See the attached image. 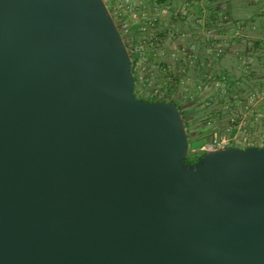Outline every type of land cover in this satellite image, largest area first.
Segmentation results:
<instances>
[{
  "label": "water",
  "instance_id": "1",
  "mask_svg": "<svg viewBox=\"0 0 264 264\" xmlns=\"http://www.w3.org/2000/svg\"><path fill=\"white\" fill-rule=\"evenodd\" d=\"M104 0H0V264H264V147L187 163Z\"/></svg>",
  "mask_w": 264,
  "mask_h": 264
},
{
  "label": "built area",
  "instance_id": "2",
  "mask_svg": "<svg viewBox=\"0 0 264 264\" xmlns=\"http://www.w3.org/2000/svg\"><path fill=\"white\" fill-rule=\"evenodd\" d=\"M104 1L131 56L135 88L147 101L180 107L205 101L226 122L193 157L233 146L264 147V3L262 35H255L226 14L213 26L211 0ZM234 42L236 75L222 65Z\"/></svg>",
  "mask_w": 264,
  "mask_h": 264
},
{
  "label": "crops",
  "instance_id": "3",
  "mask_svg": "<svg viewBox=\"0 0 264 264\" xmlns=\"http://www.w3.org/2000/svg\"><path fill=\"white\" fill-rule=\"evenodd\" d=\"M218 3L219 2H216V0H211V4L208 7L213 26H219V24L222 23V15L226 14L233 20L244 21L253 34L262 35L261 32L263 28L259 22V14L264 0H222L221 5ZM182 28L185 29L187 27L182 25L181 29ZM200 44L203 45L202 42H200ZM238 46V42H234L228 50L230 54L222 61L223 68L227 69L228 72L233 75H236L238 72L236 69V56L234 52V49ZM209 119V122L206 123L208 125L200 128L196 134L197 137H201L205 133H209V135L202 137L204 138L202 141L205 142H208L211 137L217 133V130H221L226 124L221 116L215 114H210Z\"/></svg>",
  "mask_w": 264,
  "mask_h": 264
},
{
  "label": "rangeland",
  "instance_id": "4",
  "mask_svg": "<svg viewBox=\"0 0 264 264\" xmlns=\"http://www.w3.org/2000/svg\"><path fill=\"white\" fill-rule=\"evenodd\" d=\"M222 0H216V2H219L218 4L221 5ZM135 94L138 98L147 101L145 97L140 94L136 88H135ZM179 109V108H178ZM181 111L183 113V118L188 123V131L191 136V146H190V151L188 158L190 162H195L197 159L192 156V153L195 149L202 147L205 145L207 142L202 141L206 135H209V133H205L201 137H197L196 134L198 133V130L202 128L203 126H206L207 122H209V115L212 113L208 109V106H206V102L203 101L202 103H193L190 102L188 105H184L181 107ZM208 116V117H207ZM211 125V124H209ZM201 141V142H200ZM200 142V143H199Z\"/></svg>",
  "mask_w": 264,
  "mask_h": 264
},
{
  "label": "trees",
  "instance_id": "5",
  "mask_svg": "<svg viewBox=\"0 0 264 264\" xmlns=\"http://www.w3.org/2000/svg\"><path fill=\"white\" fill-rule=\"evenodd\" d=\"M133 72V75L135 76V80L137 79L136 78V75H135V73H134V71H132ZM153 101H155V100H150V101H147V102H153ZM165 102H168V101H165ZM177 105V107L179 108V111H180V113H181V115H182V117H183V113H182V111H181V107L178 105V104H176ZM185 126H186V129H187V132H188V135H189V138H190V142H191V136H190V134H189V131H188V127H189V125H188V123H186V121H185ZM192 143V142H191ZM197 159V158H196ZM187 163H190V161H189V159H187Z\"/></svg>",
  "mask_w": 264,
  "mask_h": 264
},
{
  "label": "flooded vegetation",
  "instance_id": "6",
  "mask_svg": "<svg viewBox=\"0 0 264 264\" xmlns=\"http://www.w3.org/2000/svg\"><path fill=\"white\" fill-rule=\"evenodd\" d=\"M196 162V161H195ZM195 162H190L189 164H193V163H195Z\"/></svg>",
  "mask_w": 264,
  "mask_h": 264
}]
</instances>
